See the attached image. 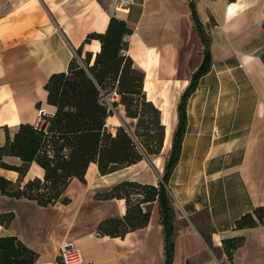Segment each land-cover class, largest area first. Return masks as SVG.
Segmentation results:
<instances>
[{"label":"crops","instance_id":"1","mask_svg":"<svg viewBox=\"0 0 264 264\" xmlns=\"http://www.w3.org/2000/svg\"><path fill=\"white\" fill-rule=\"evenodd\" d=\"M190 3L209 40L211 66L187 100L181 151L167 182L175 213L171 264H264L257 256L264 248V226H234L242 214L264 204V0H131L126 5L121 0H0V145L6 128L12 133L19 123L38 119L48 77L66 70L75 48L88 33L103 32L110 16L132 29L127 54L145 72L144 89L165 125L164 158L151 156V163L147 157L104 175L95 166L90 178L98 172L99 186L78 185L74 178L68 185L74 196L64 193L67 203L42 206L0 192V214H12L7 224L0 222V235H15L35 250L36 264H61L62 246L75 257L72 263L164 264L158 202L142 204L150 210L147 225L112 236L98 226L122 217L126 200L98 193L122 180H161L180 95L203 59ZM99 48L96 39L83 43L85 51ZM29 168L26 178L42 175L36 164ZM0 175L14 180L17 172L0 167ZM238 236L243 244L228 256L222 240Z\"/></svg>","mask_w":264,"mask_h":264},{"label":"trees","instance_id":"2","mask_svg":"<svg viewBox=\"0 0 264 264\" xmlns=\"http://www.w3.org/2000/svg\"><path fill=\"white\" fill-rule=\"evenodd\" d=\"M192 18L203 42V59L193 72L189 84L180 95L177 105L178 122L172 135V144L165 161L161 180L157 184L135 180H122L111 190L102 192L101 198H125L127 209L122 217L108 218L98 226V231L112 236L147 225L150 210L142 204L158 202L165 242V262L173 260L174 209L167 189L168 179L179 159L181 142L187 123L186 106L199 78L211 66L209 40L194 4L190 3ZM132 29L126 21L110 16L103 32H90L75 48L67 69L52 73L45 82L47 111L37 103L38 119L21 122L0 145V167L14 170V180L0 175L1 194L25 197L39 205H53L58 201L67 203L64 193L74 178L85 181L91 165L101 174H107L148 156L160 154L165 137V125L161 121V109L147 96L144 89L145 72L138 68L127 54L128 40ZM96 39L100 42L97 52H83V43ZM113 94L112 105L122 104L125 116L136 120L133 131L125 123L111 130L107 118L112 109L106 97ZM43 110V112H40ZM4 156L15 157L20 164L4 161ZM34 163L42 170L41 176L26 178L29 166ZM131 187L138 195L129 203ZM11 213L0 214V222L7 224ZM264 226V204L256 206L234 221L237 229ZM229 256L243 243V238L231 237L222 240ZM37 252L15 235H0V264H36ZM61 264H65L60 259ZM79 264V263H73Z\"/></svg>","mask_w":264,"mask_h":264},{"label":"rangeland","instance_id":"3","mask_svg":"<svg viewBox=\"0 0 264 264\" xmlns=\"http://www.w3.org/2000/svg\"><path fill=\"white\" fill-rule=\"evenodd\" d=\"M85 56V50L83 49V52H82V55H81V57H84ZM153 97H154V99H155V102L157 103V104H159L160 103V99H157V95H156V93H153ZM114 98L115 97H113V94H109L107 97H106V101L108 102V104L110 105V107H111V109H112V115L107 119V124H108V126H109V128L111 129V130H113L114 129V127L115 126H117V125H120V124H123V123H125L126 125H128V126H130V128L133 130V131H135V129H136V126H135V124H136V120H133V119H130V118H124L123 117V115H122V108L120 107V105H112V102L114 101ZM175 107V106H174ZM43 108H45L47 111H52V110H50L49 109V106H47V105H45L44 104V106H43ZM176 110V109H175ZM124 113V112H123ZM175 113V112H174ZM172 142V141H171ZM172 144V143H171ZM170 144V145H171ZM162 154V156H163V158L167 155V152L166 153H161L160 152V155ZM148 159L150 160V162L152 161L151 160V158L148 156ZM13 161V160H12ZM11 164L12 163H14V162H10ZM152 163V162H151ZM153 166H154V164H152ZM153 166H152V168H153ZM35 166H32V167H30L29 168V174L30 175H32V174H34L35 173V168H34ZM155 167V166H154ZM94 168H95V165H91L90 166V168H89V171H88V173H87V176H86V178H85V181H81V182H79V181H75L74 183H77L78 185L79 184H81V185H84V186H87V187H95V186H99L98 185V183L101 181L102 182V179L103 178H101L100 177V175H98V172H96L95 174V176H96V178L95 179H91L90 177H91V175H92V173H93V170H94ZM154 170V169H153ZM95 171V170H94ZM123 171H128L127 169L126 170H123ZM160 174V173H159ZM34 177V176H33ZM99 179V180H98ZM96 183V184H95ZM95 184V185H94ZM71 186V185H70ZM68 187L67 189H66V192H65V194L66 195H68L69 197H73L74 195H73V192H72V187ZM127 189V191H129V193H130V195H129V203L132 205L134 202H135V200L137 199V196L138 195H136V194H134V192H136V190L134 189V188H131V187H128V188H126ZM102 193V192H101ZM101 193H98V196H101L102 194ZM262 226V225H261ZM243 238V237H242ZM244 239V238H243ZM243 244V243H242ZM241 244V245H242ZM261 254H259V252H258V254L259 255H257V256H261L260 258H262L261 260H264V248H261ZM256 256V259H259L258 257Z\"/></svg>","mask_w":264,"mask_h":264},{"label":"built area","instance_id":"4","mask_svg":"<svg viewBox=\"0 0 264 264\" xmlns=\"http://www.w3.org/2000/svg\"><path fill=\"white\" fill-rule=\"evenodd\" d=\"M123 4H127L131 2V0H121ZM60 259L65 263V264H73L72 260L75 259L73 255L71 254L69 247L68 246H62L60 250Z\"/></svg>","mask_w":264,"mask_h":264},{"label":"water","instance_id":"5","mask_svg":"<svg viewBox=\"0 0 264 264\" xmlns=\"http://www.w3.org/2000/svg\"><path fill=\"white\" fill-rule=\"evenodd\" d=\"M40 112H43V110H41Z\"/></svg>","mask_w":264,"mask_h":264}]
</instances>
